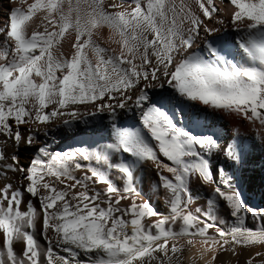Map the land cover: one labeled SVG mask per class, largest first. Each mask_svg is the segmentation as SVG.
<instances>
[{
  "label": "snow or ice",
  "instance_id": "obj_1",
  "mask_svg": "<svg viewBox=\"0 0 264 264\" xmlns=\"http://www.w3.org/2000/svg\"><path fill=\"white\" fill-rule=\"evenodd\" d=\"M8 4L0 264H264V208L238 175L264 147V0Z\"/></svg>",
  "mask_w": 264,
  "mask_h": 264
},
{
  "label": "bare ground",
  "instance_id": "obj_2",
  "mask_svg": "<svg viewBox=\"0 0 264 264\" xmlns=\"http://www.w3.org/2000/svg\"><path fill=\"white\" fill-rule=\"evenodd\" d=\"M214 3H219V0H214ZM8 7V0H0V25H2L6 19L5 13ZM208 120L212 128L219 131L221 136L225 139L232 136L235 121L227 118H217L216 116H209ZM254 132L255 130L252 129L250 125L241 124L239 127L240 137L249 141V143V138L253 137ZM32 154V152H23L21 154V159L27 163ZM238 175L240 177L241 188L244 193L246 203L253 208H264V147H262L258 141L254 146L250 143V155L248 161L240 168ZM143 177V183L146 187L154 183L157 179L155 172L151 168L144 169ZM9 178L13 179V182H15V178L11 173H9ZM210 191V188L205 187L199 192L197 196L198 206L202 208L205 206V201L210 194ZM151 203H153L158 210H163L164 208L162 201L155 195L152 196ZM220 214L227 217V211L223 208V206L220 207ZM246 224L250 228L256 227L251 217L247 219ZM40 242L41 244L45 243L42 239ZM189 255H192V253H186L185 264H187V257ZM245 258L246 257H241V261ZM223 259L225 264H234V259H230L229 257H224Z\"/></svg>",
  "mask_w": 264,
  "mask_h": 264
}]
</instances>
